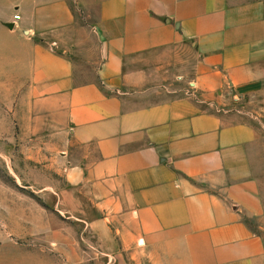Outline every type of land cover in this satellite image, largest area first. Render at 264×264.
<instances>
[{"label": "crops", "instance_id": "0c3cea01", "mask_svg": "<svg viewBox=\"0 0 264 264\" xmlns=\"http://www.w3.org/2000/svg\"><path fill=\"white\" fill-rule=\"evenodd\" d=\"M0 92L103 264H264V0H0Z\"/></svg>", "mask_w": 264, "mask_h": 264}, {"label": "rangeland", "instance_id": "374dc122", "mask_svg": "<svg viewBox=\"0 0 264 264\" xmlns=\"http://www.w3.org/2000/svg\"><path fill=\"white\" fill-rule=\"evenodd\" d=\"M96 66L80 68L85 80L95 79ZM23 106L21 95L0 92V264H103L101 242L55 205L63 143L35 133Z\"/></svg>", "mask_w": 264, "mask_h": 264}, {"label": "built area", "instance_id": "2783aa9c", "mask_svg": "<svg viewBox=\"0 0 264 264\" xmlns=\"http://www.w3.org/2000/svg\"><path fill=\"white\" fill-rule=\"evenodd\" d=\"M13 19L15 22H18L20 20V16L19 15H14Z\"/></svg>", "mask_w": 264, "mask_h": 264}, {"label": "water", "instance_id": "95a60500", "mask_svg": "<svg viewBox=\"0 0 264 264\" xmlns=\"http://www.w3.org/2000/svg\"><path fill=\"white\" fill-rule=\"evenodd\" d=\"M9 28L12 29L13 28L12 25H10Z\"/></svg>", "mask_w": 264, "mask_h": 264}, {"label": "trees", "instance_id": "16d2710c", "mask_svg": "<svg viewBox=\"0 0 264 264\" xmlns=\"http://www.w3.org/2000/svg\"><path fill=\"white\" fill-rule=\"evenodd\" d=\"M245 224L248 226V224L245 222Z\"/></svg>", "mask_w": 264, "mask_h": 264}]
</instances>
